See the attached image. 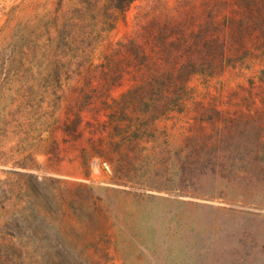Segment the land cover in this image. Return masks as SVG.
<instances>
[{
  "label": "rangeland",
  "instance_id": "rangeland-1",
  "mask_svg": "<svg viewBox=\"0 0 264 264\" xmlns=\"http://www.w3.org/2000/svg\"><path fill=\"white\" fill-rule=\"evenodd\" d=\"M110 2L0 0V264H264V0Z\"/></svg>",
  "mask_w": 264,
  "mask_h": 264
},
{
  "label": "trees",
  "instance_id": "trees-1",
  "mask_svg": "<svg viewBox=\"0 0 264 264\" xmlns=\"http://www.w3.org/2000/svg\"><path fill=\"white\" fill-rule=\"evenodd\" d=\"M134 1L135 0H111L110 4L112 5L114 9L119 10L124 13ZM150 84L156 85L157 87H160L162 85H165V86L167 85V83L164 82L163 84V82H160L159 80L155 81V83L154 81H152Z\"/></svg>",
  "mask_w": 264,
  "mask_h": 264
}]
</instances>
